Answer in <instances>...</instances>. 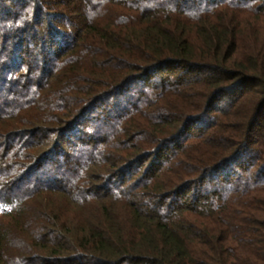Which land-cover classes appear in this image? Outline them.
Returning <instances> with one entry per match:
<instances>
[{
  "label": "trees",
  "instance_id": "1",
  "mask_svg": "<svg viewBox=\"0 0 264 264\" xmlns=\"http://www.w3.org/2000/svg\"><path fill=\"white\" fill-rule=\"evenodd\" d=\"M0 264H264V0H0Z\"/></svg>",
  "mask_w": 264,
  "mask_h": 264
},
{
  "label": "rangeland",
  "instance_id": "2",
  "mask_svg": "<svg viewBox=\"0 0 264 264\" xmlns=\"http://www.w3.org/2000/svg\"><path fill=\"white\" fill-rule=\"evenodd\" d=\"M1 218H2V217H1V215H0V220H1Z\"/></svg>",
  "mask_w": 264,
  "mask_h": 264
}]
</instances>
